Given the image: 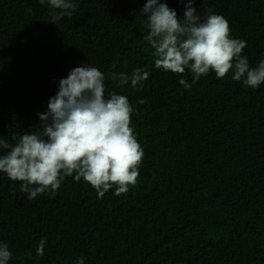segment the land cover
<instances>
[{"label":"trees","instance_id":"obj_1","mask_svg":"<svg viewBox=\"0 0 264 264\" xmlns=\"http://www.w3.org/2000/svg\"><path fill=\"white\" fill-rule=\"evenodd\" d=\"M74 2V14L54 24L39 0H0V137L14 143L39 131L38 114L60 80L87 64L105 73L106 96L128 97L144 158L134 187L102 198L83 179L66 177L55 194L29 200L21 182L0 173V242L13 252L9 264L80 257L85 264H264V84L245 87L232 72L193 82L189 70L156 69L144 40L148 0ZM160 3L183 19L188 0ZM193 7L202 19L208 9L224 16L232 37L246 41L251 67L264 60V0H195ZM136 68L150 72L137 89L108 78Z\"/></svg>","mask_w":264,"mask_h":264},{"label":"clouds","instance_id":"obj_2","mask_svg":"<svg viewBox=\"0 0 264 264\" xmlns=\"http://www.w3.org/2000/svg\"><path fill=\"white\" fill-rule=\"evenodd\" d=\"M47 4L52 23L62 17H71L78 8L74 0H39ZM188 0L183 19L174 9L160 0H148L141 10L147 14L144 36L154 50V65L183 76L186 70L193 74V82L214 72L224 78L232 72L234 81H241L253 89L264 84V60L251 67L243 50L247 43L233 38L229 22L222 15L208 9L205 18ZM31 12V9L27 10ZM116 67L115 64L112 65ZM150 72L140 68L127 72H109L108 78L117 87H142ZM105 73L94 66L72 69L59 82V90L48 103V111L38 114L41 125L37 132H25L14 143L0 137V173L9 180L21 182L20 191L33 200L41 194H55L66 177L90 184L102 198L115 188L120 196L134 187L144 150L132 127L134 108L126 95L115 91L107 96ZM185 89L191 85L180 79ZM146 103L145 100L138 101ZM46 238L38 241L37 255H44ZM13 257L6 243L0 242V264H9ZM77 264H85L80 257Z\"/></svg>","mask_w":264,"mask_h":264}]
</instances>
